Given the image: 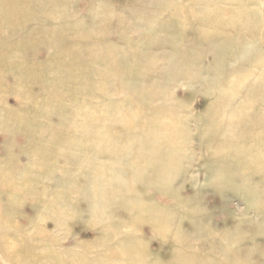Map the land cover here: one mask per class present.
Instances as JSON below:
<instances>
[{
	"label": "rangeland",
	"instance_id": "1",
	"mask_svg": "<svg viewBox=\"0 0 264 264\" xmlns=\"http://www.w3.org/2000/svg\"><path fill=\"white\" fill-rule=\"evenodd\" d=\"M86 1L0 0V264H68L77 259H81L77 264H131L114 254L110 246L115 242L110 241L112 234L123 231L138 238L135 242L141 241L144 263L240 264L209 253L202 243L191 249H183L176 242L162 243L160 236L151 232L154 219L144 211L124 213L116 207L103 209V217L96 212L91 218L86 202L73 198L70 189L56 187L55 181L86 180L75 175L78 163L68 162L63 152L70 156L80 153L91 160L86 163L92 167V161L99 160L95 169L83 168L77 173L101 170L109 176L124 168L132 175L140 165L146 169L144 177L150 175L152 171L144 168L155 145L147 136L152 135L149 128L156 120L172 121L179 132L186 119L188 130L182 133V139L190 148L192 164L188 172L195 178H188L179 190L183 201L202 208L194 216L210 224L216 235L227 234L225 242L230 250L264 245V158L259 155L258 144L264 138V0H229V4L218 0H164L162 11H156L153 19L151 15L145 18L153 24L144 23L145 27L128 33L104 26L93 31L96 16ZM123 1L96 2L115 12ZM151 2L150 9L158 8ZM205 5L213 11L207 12ZM215 14L222 17L219 23ZM97 19L105 23L104 17ZM249 28L252 32L247 31ZM84 29L91 32L85 35ZM195 30L204 37L233 40L226 46L234 54L225 51V43H219L224 51L219 49L214 58L205 53L187 69L191 77L201 70L200 76L215 87L213 94L209 89L199 90L201 77L164 75L142 66L137 58V51L169 52L171 47L165 42L172 41L173 36L192 39ZM246 33H254L255 43L250 49V42L245 44ZM152 38L154 43L150 44ZM183 48L182 53L188 50ZM177 82L183 89L174 91L180 88H175ZM209 113L213 121L208 119ZM153 117L157 119L153 121ZM211 128L218 132L215 143L233 141L242 154L232 151V160L209 169L203 165L211 155V144H206L215 134ZM172 139L163 136L161 143L169 145ZM136 152L144 159L134 161L131 155ZM186 169L175 173V185L180 184ZM134 189L131 196L140 195L146 204L183 212L178 192L161 196L142 180L134 184ZM55 199L63 200L65 213L74 214L64 223L70 231L67 235L50 233L53 222L41 219L43 202ZM248 219L259 221L262 229L243 222ZM107 222L111 223L109 229L112 224L121 228L111 230L108 244L103 245L100 229L106 228ZM182 224L188 227L186 217ZM169 249V254L164 252ZM260 256L241 264H264ZM238 257L242 259L243 255Z\"/></svg>",
	"mask_w": 264,
	"mask_h": 264
},
{
	"label": "bare ground",
	"instance_id": "2",
	"mask_svg": "<svg viewBox=\"0 0 264 264\" xmlns=\"http://www.w3.org/2000/svg\"><path fill=\"white\" fill-rule=\"evenodd\" d=\"M96 1H99V0H88L85 2V3H89L88 8H91V7L94 8V9H92V11H94V13H95L96 20L93 22L94 24L91 26L92 30L94 31V29L96 27L104 26V28H106V30H112L113 29V31H116V32L128 33V32H131V31H133V30H135L141 26L145 27L144 23H147L148 25L153 24L154 22H150L149 20L146 22V20L148 19L149 15H151L150 19H153L156 16L158 11L163 10L161 3L164 0H152V2H151V0H124L123 5H118L117 6L118 8L116 7L115 12H113L112 10H109L108 7H106V9H103V7L100 5L101 3H98ZM149 1L151 2L150 4L154 8L155 7H158V8H156L155 10L150 9L151 6L148 5ZM209 1L210 0H207V3ZM214 1L216 2V0H214ZM218 1L219 2L224 1V3L229 2V0H218ZM94 3H96V4L94 5ZM90 4H92V5H90ZM214 4H216V3H214ZM203 5H202V7H203ZM211 5H213V4H211ZM200 8H201V6H200ZM204 8L206 10H208L207 12L213 11V10H210L208 5L207 6L205 5ZM183 14H182V16H183ZM205 15H206V13H205ZM207 15H208L207 19H209L210 14L207 13ZM98 17H102V18L104 17L105 23H103L102 20H98L97 19ZM145 18H147V19H145ZM221 18L222 17L220 14H218V15L215 14V19H216L215 22L216 23H219L220 22L219 19H221ZM204 21H205V19H204ZM204 21H203L204 24L207 23L206 21L205 22ZM227 22H232V20H227ZM241 22H242V20H241ZM233 23H235V22H233ZM249 23L250 22H248V24ZM208 24H209V22H208ZM239 24H241V23H239ZM85 28H87V27H85ZM235 28H237V25L235 26ZM82 31L84 32L83 34L87 35L86 32L87 31L89 32L90 29H84ZM237 31H238V29H237ZM247 31L250 32L251 31L250 28ZM193 34L194 35H193L192 39L188 38L187 35H186V37H183L180 40L177 39L176 36H173L172 41H169V43L165 42V44L167 46L171 47L169 49V52L163 51L160 53H155L152 50H150V51L147 50V51H143V52L137 51L136 52L137 58H138V60L141 61L142 66L154 68L156 72H159V73L164 74V75L174 74V76L175 75L178 76L179 74L180 75L184 74L186 77L189 76L187 79H193V78L197 79L198 77H201L202 82L200 84L201 87L199 90L205 91V90L209 89L210 93L213 94L216 91V89H214L215 87H212L208 83L207 79H205L204 76H202V75L200 76L201 70H200V72L195 73L191 77L188 74V71H189L188 68L193 67V65L198 61V59H201L202 56L205 55V53H210L212 58H214L215 55L219 52V49H220V51L222 49V47L220 48V44L225 43L224 45H225L226 49L225 48L224 49H225V51H227V50L229 51V49L226 45L230 41L233 42V40H231L232 37H231V39H229L230 37H220V36H211V35L210 36L206 35L204 37V36L199 35V33H196V30L193 31ZM243 36L247 39V42L245 44H248V41H249L250 42L249 49L252 48L251 45H254L253 43H255L254 33H251V35H247V33H246V35L244 34ZM239 40H240V38H239ZM96 41L92 39V43H94V42L97 43ZM149 43L150 44L154 43V39L152 38L149 41ZM206 44H208L211 47V51L206 50V47H207ZM183 47L188 48V50H185V51L183 50V53L185 52V54L182 53L181 48H183ZM213 47H215L217 49L216 52L214 51ZM233 47H234V45H233ZM224 49H222V50L224 51ZM246 49H247V47H245L244 52L246 51ZM233 50H235V48ZM222 52H220V53H222ZM229 53H232V50H231V52L229 51ZM222 54H224V52ZM232 54H234V53H232ZM241 56H242V54H241ZM216 60H219V59L217 58ZM187 69H188V71H187ZM175 80H177V78H175ZM91 81L92 80H90L89 82H91ZM178 83L179 82L175 83V88H177L179 86H180V88H177L174 91H177V90L179 91V89H181L183 87L182 86L183 84H178ZM110 84H111V82H110ZM146 85L148 86L149 84L147 83ZM88 87H90V86H88ZM149 87H150V85H149ZM164 98H165V96H164ZM225 114L227 115V113H225ZM215 115H217V113ZM207 116H208L209 120L213 118L210 113ZM156 119L157 118L153 117L152 120L155 121ZM153 121H152V123H153ZM202 121H204V119ZM212 121H213V119H212ZM182 123H184V124H182L183 129L179 132H177L178 126L175 123H173L172 121L167 122L164 120H156L154 122L153 126L150 125L151 127L149 129L153 130L151 132L152 135L147 133L148 134L147 136L152 140L153 143H155V145L152 147V149L150 151L151 155H152L150 157V161L148 162V164L146 163V167H144V168L150 169L152 171V173H149L150 175H148V173H147L146 176L144 177L143 172H145L146 169H141L140 165L137 168H135V171L133 172L132 175H130L128 172H126L124 170V168L119 173L112 171L111 175H109V176L106 175L105 172L101 171V170L99 172H95L96 171L95 170L92 173L91 172L90 173H88V172L77 173L78 170L80 172V171H82L83 168H86L87 170L89 169V167L95 169L99 160H98V162L96 160L92 161L93 165L95 166V167H92V166H90V163H86V162H90L91 160H89V158L84 159L83 157H81L80 153L73 154L70 156V155L65 154V152H63L62 154H64L67 157L68 162L69 161L71 162V160L72 161L74 160L75 162L78 163L77 168H76L77 170L74 171L75 175H77L78 177L84 176V177H86V180L83 183H78L75 180H70V181L65 180L64 181L62 178H60V179H57L55 181V185H56V187L64 186L66 189H70L72 191V197L73 198H76L78 200H84L86 202V205H87V212L89 213V215L92 216L91 218H93L94 214L96 215V212H97V214H99L98 216L103 217V211H102L103 209L109 210L111 208L118 207V208H120V211H123L124 213H128V212L130 213L131 211L136 209L138 212L139 211L146 212L150 218L154 219V223L151 227V232H152V234L159 235L161 240H162V243L176 242V243L184 246L183 249L184 248H186V249L196 248L197 245H198L197 247H199L200 243H202L201 246L206 247V250L209 251V253H211V254L218 253L221 256L230 257L234 263L240 262V264H241V262L243 263V261H247L250 258H253V256L257 255V254H260L263 258V261H264V245L257 243L254 246H248L247 245L246 247L243 246V248H240V249H235L233 251L230 250L227 247V241L225 242V240L228 239L227 234L226 233H220V234L216 235L217 231L213 230V228L210 227V224L209 225L206 224L207 222L201 220V217H200V219L197 220L196 217L194 216V215H197L199 212L203 211L202 208L198 205H192L191 201H190V203L183 201V197L180 194L179 190L187 183L188 178L194 179L195 176L193 175V172L192 173L188 172V169H189L188 167H190L192 164V160H191L192 154H190L189 146L186 145L187 143H185L184 139H182L183 134L186 133L188 130V127L185 125V124H187L186 119H184L182 121ZM83 125H85V124H83ZM210 125H212V124H210ZM225 125H227V124H225ZM211 129L214 130V128H211ZM217 135H218V132L215 131L214 135L211 134V136L209 138H207L206 144L210 143L211 146L209 144H207V145H209V147H211L212 150L210 153L211 154L210 158L205 159L203 167H207L209 169L219 167L223 162H226L227 160H232L231 159L232 151L239 153L241 150L240 146L232 145L233 141H231L229 143L225 142L224 144L215 143L217 140V138H216ZM163 136L164 137H166V136L173 137V139L171 140L169 145L161 143V138H163ZM174 139H177V141H175ZM258 144L260 145V149H261V151L259 152V155L264 158V149H263L264 148V138L261 137L259 139ZM255 150H258V147L254 148V151ZM239 154L241 155L242 153H239ZM89 157L91 159L92 155H90ZM125 157H126V155H125ZM131 158L134 161L135 160L140 161V160L144 159V157L142 155H140L139 152H136L134 155H131ZM187 161H189V162L191 161V162L188 164ZM186 166H187V169H186L185 176L181 179V181L179 182L180 184L178 186L175 185V183H174L175 173H178V174L183 173L184 172L183 170H185ZM221 170L226 171L225 169H220V170L217 169L218 172H220ZM139 180H142V182H144L147 186H150L151 189H154L160 195L161 194H167V193H170V195H175L178 192V195L181 197V198H179V201L183 204V206H181L180 209H182L183 212L180 213V211H174L171 208L158 207L157 205L146 204L145 199H143V197H141L138 194L131 196L132 195L131 192L134 189V184ZM134 191H135V189H134ZM43 203H44V207H43V211L41 213V219H44V220L49 219L53 222V227L49 232L53 233L54 235L55 234L57 235L60 232H64V233H66L64 235H67V233L70 231L67 227H64V223L69 217L72 218L74 214L72 212L69 215L67 213H65L66 208L63 205V200H61V199L60 200H56V199L50 200L48 202L44 201ZM177 203H179V202H177ZM98 211H99V213H98ZM184 217H186V219L188 220V227L187 228H184V226L182 224ZM137 219H138V217H137ZM243 222H245L248 225L254 224L256 229L257 228L259 230L262 229L261 228L262 224L257 220L248 219V220L243 221ZM110 224L111 223L107 222L106 228L102 227L100 229L103 232V245L105 243L108 244L109 241H107V238H109L111 236V232H110L111 230L116 229V228L117 229L121 228L120 225L112 224V228L109 229ZM236 229H237V227H236ZM41 230L44 231V229H41ZM132 231H135V230H132ZM49 232H47V234ZM119 234H123L122 235L123 238L120 239L118 237ZM130 234H132V233H130ZM130 234L126 233L125 231L118 233V234L117 233L112 234V236L110 237V241H112V242L115 241V242L110 246H111L112 250H114V252H115L114 254L120 255V257L128 260L131 264H159L157 262V260L144 263L145 260H144L143 253H142L143 252V250H142L143 246L140 243L141 241L139 242V240H138L137 242H135L134 238H136V237H133ZM234 235L236 236V234H234ZM136 239H138V238H136ZM197 241H199V242H197ZM103 245L101 244V246H103ZM240 245H243V244H240ZM80 247L82 248L81 245H80ZM234 247H235V244H234ZM88 250H90L89 251L90 253L93 252V249H91V248H89ZM170 251H172V250L169 249V250L164 251V252L169 254ZM238 255L239 256L243 255L244 259L243 258L239 259ZM254 259H255V257H254ZM78 262H81V259L71 261L68 264H77ZM44 263L45 262H42V264H44ZM87 264H93V263L87 262ZM202 264H204V263H202Z\"/></svg>",
	"mask_w": 264,
	"mask_h": 264
}]
</instances>
